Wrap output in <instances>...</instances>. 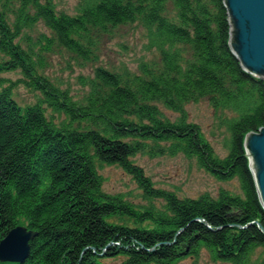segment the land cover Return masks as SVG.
<instances>
[{
    "label": "trees",
    "instance_id": "obj_1",
    "mask_svg": "<svg viewBox=\"0 0 264 264\" xmlns=\"http://www.w3.org/2000/svg\"><path fill=\"white\" fill-rule=\"evenodd\" d=\"M0 2V241L17 226L37 234L24 262L0 264H177L203 250L213 261L252 264L258 249L255 264H264V209L244 147L264 127V80L231 52L224 0H82L73 15L53 0ZM39 23L51 35L27 37L25 48L24 31ZM135 23L158 55L139 73L97 67L80 101L44 75L53 47L89 61L99 35ZM14 71L16 81L1 76ZM19 85L34 104L15 102ZM202 100L228 133L224 158L188 120L186 105ZM138 154L182 155L218 181L236 180L240 193L180 198L155 187L132 160ZM105 166L131 176L144 203L106 193Z\"/></svg>",
    "mask_w": 264,
    "mask_h": 264
},
{
    "label": "rangeland",
    "instance_id": "obj_2",
    "mask_svg": "<svg viewBox=\"0 0 264 264\" xmlns=\"http://www.w3.org/2000/svg\"><path fill=\"white\" fill-rule=\"evenodd\" d=\"M82 0H53L58 11L73 15ZM3 3L0 2V11ZM16 7L15 4L5 8L6 15L11 22L12 15ZM41 34L50 36V31L42 24L25 30L20 43L26 48L29 42H25L27 37L32 42H37ZM99 43L95 51V57L85 61L75 55L57 47L45 52L44 75L56 86L63 90H69L74 100L80 101L87 93L88 86H85V79L92 78L94 69L104 67L117 72L124 68L133 73H139L140 64L145 62H158V55L154 50L147 49L146 31L139 24L120 26L109 34L98 36ZM39 48L34 49L38 51ZM0 53V58H2ZM12 81L20 78L18 71L7 72L1 75ZM85 78V79H84ZM15 102L25 107L36 102L34 92L29 91L24 86L19 85L12 94ZM188 120L201 127L207 140L214 148L215 153L224 158L228 154L227 140L228 133L225 127L220 125V120L214 113L207 100L198 103H189L185 107ZM170 118L175 119L177 114L162 109ZM48 115L50 112L48 111ZM134 163L143 169L155 187L173 191L180 198H198L200 195L209 194L216 197L221 189L239 194L240 188L236 180L221 182L202 169H199L193 160L186 159L182 155L175 157H150L147 154H138L132 158ZM103 177V189L109 194H123V196L135 203H144L141 198V191L131 176L126 174L121 168L116 166H105L99 172ZM261 250L258 249L253 257L252 264L259 261ZM120 258H107L105 264H118ZM177 264H228L213 261L209 253L203 250L198 258H187Z\"/></svg>",
    "mask_w": 264,
    "mask_h": 264
},
{
    "label": "water",
    "instance_id": "obj_3",
    "mask_svg": "<svg viewBox=\"0 0 264 264\" xmlns=\"http://www.w3.org/2000/svg\"><path fill=\"white\" fill-rule=\"evenodd\" d=\"M224 3L229 16L231 52L247 73L264 80V0H224ZM244 147L264 209V127L247 134ZM36 235L24 226L11 229L0 241V262H24L29 255V243Z\"/></svg>",
    "mask_w": 264,
    "mask_h": 264
}]
</instances>
